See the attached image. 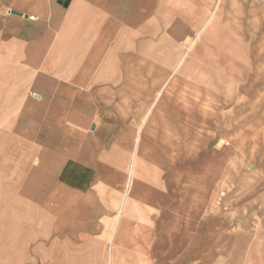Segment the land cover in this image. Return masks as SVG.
Here are the masks:
<instances>
[{
	"label": "crops",
	"instance_id": "1",
	"mask_svg": "<svg viewBox=\"0 0 264 264\" xmlns=\"http://www.w3.org/2000/svg\"><path fill=\"white\" fill-rule=\"evenodd\" d=\"M262 106L264 0H0V264H215L197 123Z\"/></svg>",
	"mask_w": 264,
	"mask_h": 264
},
{
	"label": "rangeland",
	"instance_id": "2",
	"mask_svg": "<svg viewBox=\"0 0 264 264\" xmlns=\"http://www.w3.org/2000/svg\"><path fill=\"white\" fill-rule=\"evenodd\" d=\"M64 76L72 80L91 76L93 80L91 74ZM229 110V125L214 123L212 133L208 123H197V145L202 149L197 169L204 166L195 185L186 190L196 194L199 210L212 215L207 219L211 228L199 235V242L211 244L215 264L221 263L224 247L236 243L240 233L248 236L255 232L264 255V106L260 120H254L250 112L237 120L234 107ZM205 157L210 161L204 162Z\"/></svg>",
	"mask_w": 264,
	"mask_h": 264
},
{
	"label": "water",
	"instance_id": "3",
	"mask_svg": "<svg viewBox=\"0 0 264 264\" xmlns=\"http://www.w3.org/2000/svg\"><path fill=\"white\" fill-rule=\"evenodd\" d=\"M60 4L64 5V7H67L69 5V0H60ZM222 146V143L219 144V147Z\"/></svg>",
	"mask_w": 264,
	"mask_h": 264
}]
</instances>
